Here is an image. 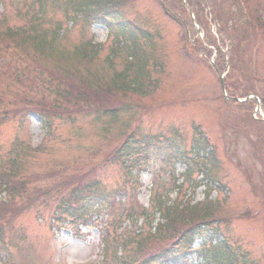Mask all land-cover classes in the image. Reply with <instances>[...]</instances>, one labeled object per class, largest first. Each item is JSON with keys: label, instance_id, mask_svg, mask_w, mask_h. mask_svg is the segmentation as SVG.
Returning <instances> with one entry per match:
<instances>
[{"label": "rangeland", "instance_id": "obj_1", "mask_svg": "<svg viewBox=\"0 0 264 264\" xmlns=\"http://www.w3.org/2000/svg\"><path fill=\"white\" fill-rule=\"evenodd\" d=\"M55 1L47 2L45 22H41L37 27L36 35L42 33L41 29L48 30L51 23H60L62 29L67 30L69 25L71 26V21L67 22L65 15H62L63 11L59 9L60 3ZM166 2L170 5V9L165 6L166 9L173 13L176 21L168 17L169 13L166 15L161 12L155 0H132L126 10L130 19L141 24L146 32L150 31L156 35L152 44L147 46L142 43L144 51L149 53L151 58H156L158 65L163 66L160 65L163 71L158 74L150 69L151 81H157V88L153 93L140 97L135 94L126 95L123 100L133 104L127 106L128 109L118 116L114 124L108 123V119L103 117L98 118L96 113L84 112L70 117V120L65 117L54 118L50 121L51 124L33 113L24 118L4 122L0 127V149L5 154L16 137L27 140L31 147L36 148L47 141V126L50 125L54 133L53 138L46 144L44 153L28 159L29 172L76 159L87 163L95 162L93 166L98 168L97 174L101 175L106 189L114 190L122 186L131 189L133 186L139 205L148 207L155 192L156 195L170 193L167 194L170 200L177 197L178 190L174 189L173 185L180 183L184 178V163L165 164L153 151L152 156L142 164L138 172L135 168L125 175L120 165L103 162L106 152L114 149L121 142L119 139L124 138L128 130L125 128L127 122H132L129 126L134 128V122L139 118L141 135L151 134L167 140L174 139L183 151H192L198 131L203 134L208 146L215 153L218 167L215 183L214 186L209 185L208 189L196 188L194 193L188 184H183L178 199L190 201L191 205L200 203L206 195L207 199H215L220 205L217 216L222 219L230 218V221L221 222L220 230L228 237L232 249L242 255L245 264H264V123L255 119V116L264 117V103L256 101L255 94L245 96L249 98L248 102L239 106L231 100L223 99L216 72L210 65L211 68L198 59H204L200 57L202 55L209 62L212 54L216 55V70L225 68L226 96L230 99H240L238 93L248 89L244 85L246 75H241V69L253 49L255 58L251 57L250 66L258 77L259 95H264V33L260 35L256 30V34H259L255 43L249 40L247 45L241 40L238 41L243 42L242 51L238 50L243 54L239 55L234 51V42L240 39V29L239 32L228 31L231 36H226L220 41L218 25L213 20L210 8L206 7L204 9L209 30L200 28V34L196 33L193 15L187 12L184 5L188 4L189 0ZM259 2L264 1L249 0V9L258 8L256 3ZM2 6L7 25L15 27L25 25L36 11V7L31 9L27 0H4ZM178 6L183 7L185 13L179 11ZM190 9L192 7L188 10ZM1 10L2 8L0 13ZM17 12L18 15L22 12L20 18H17ZM24 12H28V15L24 16ZM181 20H184L188 30L190 29L189 40L197 38L196 42L200 46L203 42V50L194 48L192 44L193 46H189L188 55L185 38L183 39L184 32L179 25ZM88 36L92 37L93 43L101 45V49L93 60L78 69L82 74L94 75L93 78L102 77L109 81L115 72L120 73L123 70L126 57L119 53L112 69L108 67L105 59L113 42L107 30L101 26L87 25L83 28V23L77 21L63 39L57 38L55 48L61 53L60 59L58 54L50 60H45L42 56H36V59L40 61L39 64L49 68L77 67L79 63L73 51L88 41ZM231 37L235 39L234 42ZM210 41L214 44L208 45ZM218 62L224 64L220 67ZM258 106L255 113L254 109ZM195 152L197 153L196 147ZM192 155L193 152L191 157ZM134 160L131 156L126 163L129 165ZM87 163H84L85 166H88ZM197 176L199 174L193 172L190 182L198 181ZM125 182L126 185L123 184ZM246 212L250 215L248 219H238L239 215ZM9 227L11 228L5 232L7 242L25 240L23 248L17 247L18 242H15V248H9L13 264H100L98 229L82 228L79 236L75 237L73 230L69 232L64 228L52 235L48 233L44 223L37 220L33 211L21 213Z\"/></svg>", "mask_w": 264, "mask_h": 264}, {"label": "trees", "instance_id": "obj_2", "mask_svg": "<svg viewBox=\"0 0 264 264\" xmlns=\"http://www.w3.org/2000/svg\"><path fill=\"white\" fill-rule=\"evenodd\" d=\"M45 1H36L38 8L33 12L34 16L23 26L11 27L3 18V26L0 29V57L8 58L10 61L8 60L9 64L0 66V104H3V109L11 108L3 112L4 117L12 114V118H16L35 111L46 118H61L63 115L70 118L85 112L96 113L98 118L99 116L106 118L108 123L114 124L118 116L128 109L127 106L133 104L123 100L126 95L147 96L156 90L157 81H151L150 69L158 74L163 71V66L158 65L157 59L151 58L142 47V43L147 46L152 44L156 35L150 31L146 32L141 24L128 17L126 10L132 0L59 1L62 14L67 16L70 14V17L66 18L71 20L73 25L80 21L83 28L97 23L107 29L114 45L110 55L105 59L110 69L119 53L125 55V67L120 73L115 72L109 81L98 76L93 78L94 75L88 77L78 69L84 66L83 62L93 60L99 53L89 41L82 43L75 50L79 63L77 67L49 68L39 64L36 56L50 60L58 54L60 59L61 53L55 48V43L57 38L63 39L68 32L62 31V24L51 23L48 30L41 29L42 33L36 35L37 27L41 22H45L47 7ZM155 1L160 11L167 15L161 3L167 8L170 6L169 3L166 0ZM239 2L243 3L246 16ZM248 2L249 0H189L187 6L192 7L190 10L195 22L206 31L209 30V22L206 20L204 8H210L223 39L231 36L228 31L239 32L240 29L239 40L231 37L232 42L235 40L234 51L240 55L242 52L238 50L242 51L243 42L248 45L249 40H252L254 43L256 32L264 33V2L256 3L258 8L252 9H249ZM34 5L36 4H32V7ZM172 8L183 11V7L180 6ZM183 12L185 13V10ZM21 14L22 12H19V15L17 13V18H20ZM27 15L28 12H25L24 16ZM240 40L243 42H238ZM182 42L184 44L183 40ZM195 45L199 50H203L202 44V47L197 42ZM185 46L187 49V44ZM186 49L184 48V51ZM187 53L190 55L188 49ZM246 61L247 63L242 66L241 75H246L244 85L248 89L240 91L238 95L244 98L249 94H255L264 103V95H259L257 91V80L250 66L251 58L248 57ZM218 63L220 67L224 64ZM1 116L0 120H3ZM138 133L139 135L130 136L128 140L125 137V140L119 142L114 149L107 151L103 162L125 165L123 159L130 156L138 157L142 149L145 151L156 145L157 147L152 148L157 153L164 151L165 160L186 164L185 178L188 182L193 172H197L202 178L201 183L202 181L215 183L218 168L215 153L200 132L196 131L198 137L192 151L191 149L183 151L174 139L162 142L164 145L159 147L158 139L152 138L151 135H141L140 130ZM15 150L20 152L17 146ZM28 151L24 148L25 156ZM14 154L15 157L10 159V163L12 169L19 172L21 168L19 153ZM14 162L17 164H13ZM84 163L87 162L76 159L65 165L49 167L39 174L34 185L27 181L18 182L23 195L18 191L17 182H11V176L4 175L2 185L10 197L12 194H16V197H26L32 192L39 212L50 211L48 213L50 220L60 221L65 218L71 220L75 226L86 225L87 222L93 221L94 217L109 216L113 214L114 208L116 210L114 224L110 225L102 238V264H186L191 258L197 264L244 262L242 255L229 245L228 237L224 233L220 235L218 222L230 221V218L222 219L217 216L220 205L216 202L206 198L202 203L190 205L180 202L169 203L161 196H153L146 210L139 207L132 196L120 198L118 194L117 197H113L101 190L100 184L96 181L98 168L96 165L93 166L95 162L88 161V166ZM86 167L88 168L85 169ZM176 188L181 190V186ZM246 217H250L248 212L239 215L238 219ZM140 221L141 225L138 226ZM195 243L198 245L193 249Z\"/></svg>", "mask_w": 264, "mask_h": 264}, {"label": "water", "instance_id": "obj_3", "mask_svg": "<svg viewBox=\"0 0 264 264\" xmlns=\"http://www.w3.org/2000/svg\"><path fill=\"white\" fill-rule=\"evenodd\" d=\"M221 86H222V82H221Z\"/></svg>", "mask_w": 264, "mask_h": 264}]
</instances>
